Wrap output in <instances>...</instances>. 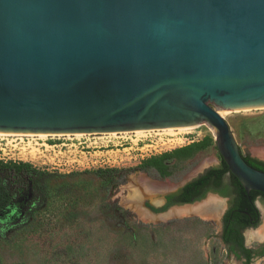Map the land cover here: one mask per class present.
I'll use <instances>...</instances> for the list:
<instances>
[{
  "label": "water",
  "instance_id": "water-1",
  "mask_svg": "<svg viewBox=\"0 0 264 264\" xmlns=\"http://www.w3.org/2000/svg\"><path fill=\"white\" fill-rule=\"evenodd\" d=\"M220 109L264 110V0H0V132L145 136L206 125L247 193L264 192V171ZM190 180L133 205L167 218L201 202L165 208Z\"/></svg>",
  "mask_w": 264,
  "mask_h": 264
},
{
  "label": "rangeland",
  "instance_id": "rangeland-1",
  "mask_svg": "<svg viewBox=\"0 0 264 264\" xmlns=\"http://www.w3.org/2000/svg\"><path fill=\"white\" fill-rule=\"evenodd\" d=\"M224 116L243 153L264 160V110L226 111ZM175 134H189L194 141L160 146L153 153L134 143L137 137ZM147 135L0 136V160L23 161L52 173L37 211L16 225L0 226V264H242L228 255L222 241V214L218 220L197 214L144 220L127 205L134 176L144 173L175 189L220 162L214 131L206 125L186 133L155 130ZM166 152H173L166 176L155 168L126 176L99 171L137 166ZM224 200L225 211L229 200ZM260 208L258 228L264 225V205Z\"/></svg>",
  "mask_w": 264,
  "mask_h": 264
},
{
  "label": "trees",
  "instance_id": "trees-1",
  "mask_svg": "<svg viewBox=\"0 0 264 264\" xmlns=\"http://www.w3.org/2000/svg\"><path fill=\"white\" fill-rule=\"evenodd\" d=\"M244 156L251 165L264 171L263 160L250 154L244 153ZM172 157L173 152H166L160 156H152L137 166L102 168L99 171L103 174L126 176L133 171L150 172L155 168L162 176H166V161ZM51 175V172L40 170L27 162L0 160V226L16 225L34 214L46 200L47 181ZM211 191L223 196L235 193L233 204L224 219V237L226 241L232 238L242 241L241 228L255 225L258 221L254 201L260 191L252 190L248 194L222 156L218 166L189 181L178 192L169 194L165 208L203 199Z\"/></svg>",
  "mask_w": 264,
  "mask_h": 264
},
{
  "label": "bare ground",
  "instance_id": "bare-ground-1",
  "mask_svg": "<svg viewBox=\"0 0 264 264\" xmlns=\"http://www.w3.org/2000/svg\"><path fill=\"white\" fill-rule=\"evenodd\" d=\"M228 110H221L222 115H225V112ZM47 133H18V132H0V136H46ZM264 157V152L260 153ZM206 165V162L203 166ZM135 182V183H134ZM140 186V188H139ZM129 187L132 188L134 193H131L130 197H126L127 205L132 206L139 213V216L144 220L154 219L152 214L143 207H136L133 204L134 197H141L145 195L153 194L157 191L167 190L165 185L155 182L149 176L144 173L140 175L134 176L133 181L130 182ZM133 198V200H132ZM132 200V201H131ZM136 202V201H135ZM226 204L225 200L219 198L218 196L211 195L206 200L182 207L173 208L168 213L169 216H184V215H192L197 214L201 216L203 219L207 220H218L221 217L222 212L224 211ZM247 239L251 241L252 239H264V225L259 227L258 229H251L247 232Z\"/></svg>",
  "mask_w": 264,
  "mask_h": 264
},
{
  "label": "flooded vegetation",
  "instance_id": "flooded-vegetation-1",
  "mask_svg": "<svg viewBox=\"0 0 264 264\" xmlns=\"http://www.w3.org/2000/svg\"><path fill=\"white\" fill-rule=\"evenodd\" d=\"M255 158H257V157H255ZM257 159H259V158H257ZM260 160H262V159H260ZM220 162H221V158H220ZM220 162H219V164H220ZM218 165H216V166H218ZM216 166H212V167H216ZM212 167H210V168H212ZM210 168H208V169H210ZM208 169H206V170H208ZM204 172H202L201 174H199L196 177H199ZM180 189L181 188H179L177 191H175L173 193L178 192ZM211 192H213V191H211ZM213 193L219 194L220 196H222L224 198H228V200H229V206L224 211V213L222 214V217H221L222 218V234H221V238H222V241H223L224 245L227 248L228 255L231 256V257L233 256L237 260L243 261L242 264H255L254 261L257 260V259L264 260V239H261V240L255 239V240L248 241L247 236H246V232L247 231H249L251 229H257L258 226L261 224L262 213H261L260 205H262V204L264 205V192L260 191V193L256 194L254 205H255L256 210H257V220L258 221H257V223L255 225L243 226L241 228L240 233H241V236H242V241H240L239 239L236 240L234 238H232L229 241H226L225 237H224V219H225L226 213L228 212V210L230 209V207L233 204L235 193H232V194H230L228 196H223V195H221L218 192H213ZM250 193H248V194H250ZM170 194H172V193H170ZM167 203H168V198H167ZM251 222H254V220L251 219ZM249 243H251V244H249Z\"/></svg>",
  "mask_w": 264,
  "mask_h": 264
},
{
  "label": "built area",
  "instance_id": "built-area-1",
  "mask_svg": "<svg viewBox=\"0 0 264 264\" xmlns=\"http://www.w3.org/2000/svg\"><path fill=\"white\" fill-rule=\"evenodd\" d=\"M186 141H194V138H191L189 134L160 135L155 137L147 135L145 137H137L134 143L141 148L142 151L153 153V151H156L160 146L172 148L177 147V145H183ZM0 148L4 149V147L1 146V142ZM22 148L26 149L25 146Z\"/></svg>",
  "mask_w": 264,
  "mask_h": 264
}]
</instances>
